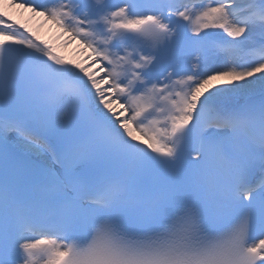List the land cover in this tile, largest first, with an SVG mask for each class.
<instances>
[{"label": "snow or ice", "instance_id": "6c2138e0", "mask_svg": "<svg viewBox=\"0 0 264 264\" xmlns=\"http://www.w3.org/2000/svg\"><path fill=\"white\" fill-rule=\"evenodd\" d=\"M0 264H264V0H6Z\"/></svg>", "mask_w": 264, "mask_h": 264}, {"label": "bare ground", "instance_id": "6f19581e", "mask_svg": "<svg viewBox=\"0 0 264 264\" xmlns=\"http://www.w3.org/2000/svg\"><path fill=\"white\" fill-rule=\"evenodd\" d=\"M5 2L6 0H0V6H3ZM7 11L12 17V20L18 22V26L19 24H23L34 33L35 36L50 40L56 52L63 58L68 60L81 59L79 46L75 42L65 45L66 38L62 36L54 26L45 23L43 18L33 16L30 12L14 7H8Z\"/></svg>", "mask_w": 264, "mask_h": 264}]
</instances>
